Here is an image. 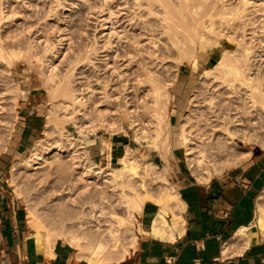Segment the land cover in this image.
<instances>
[{"label": "rangeland", "instance_id": "rangeland-1", "mask_svg": "<svg viewBox=\"0 0 264 264\" xmlns=\"http://www.w3.org/2000/svg\"><path fill=\"white\" fill-rule=\"evenodd\" d=\"M253 1L256 2L255 8L251 7L250 10L264 7V0ZM123 2L124 0H0V9L2 8L3 12L0 11L2 19H0V36L4 40L6 52V60L0 58V91L2 92L0 93V156L15 152V123L20 100L28 88L26 83L39 86L38 91L46 94L48 103L44 129L25 153L14 158L9 170V186L26 204L28 224L33 231L34 228L30 223L32 221L46 230L65 231L77 235L82 238L81 243L85 248L79 251L84 254L85 259L91 256L87 247L98 245L100 246L97 249L98 255L102 258L107 255L113 256L114 264H131V258L136 252L131 240L137 236L139 244L143 234L138 213H136L137 221L127 219L129 212L127 205L124 204L125 201L121 198L122 189L119 184L126 182L123 183L127 184L123 185V189L128 198L140 196L145 198V202L149 200L159 202L166 194L178 191L180 167H187L196 180L199 177L202 179L208 177L206 170L195 164L194 157H187L186 148L183 147L185 140L182 136L192 132L190 129L192 123L195 124L200 119L199 111H205V114L210 111V108L205 107H210V104H207L211 97H215L213 102L220 100L217 101L218 103L214 102L218 105L215 106L218 110L220 105L226 104L232 107L243 105L248 108L247 116L243 115L245 121L238 122L240 126L230 127L236 134L242 131L241 135L239 133L236 135L237 143L232 145L231 154L222 159H208L210 173H213L214 167L217 169L211 179L222 176L247 161L248 159H244L238 162L240 158H244L246 150L250 149L251 155L252 152L254 154L264 152V130H262L264 126L261 124L264 122L262 121L264 111L261 109L253 111V108H250L252 103L249 102V93H246V89L241 84L235 83L232 90L222 82L221 78H218V74H212L213 77L204 74L209 66H213L221 58L223 51L227 49L233 51L236 59L243 55L241 58L244 60L246 52H243V49L248 47L251 53L255 51L252 55L261 52V56L250 57L248 65L253 68L251 70L253 74L250 71L247 74H251L253 80H256L259 71L264 76V31L260 32L264 30V22L260 20V23L255 24L257 29L262 26L259 30L255 28L254 30H257L255 33L252 26L247 29L243 26L240 27L241 29L239 26H234L233 29L222 27L223 25L221 26L216 18L215 26L220 36H215V33L209 35L210 42H208L214 44L219 39L221 45L212 46L213 48L211 47L206 54L200 53L199 49L191 51L190 47L193 44L184 36L187 40L184 47L186 46L188 50L175 48L174 52L170 53L167 50L170 48L168 36L162 33L160 22L159 30L157 34L155 33L159 49L151 48L152 45L147 42L148 40L143 39L146 35H139V32H143V28L140 27L142 24H139L137 30L134 27L135 31L130 26H126L127 23H123L127 19L124 16L125 10H122L125 6ZM169 2L174 6L178 0H169ZM226 2L234 5L238 0H226ZM158 11L160 20L163 16L160 4ZM105 17L109 18V21L105 25L106 29L103 30L105 26L102 27V23ZM118 18H121V21L112 29V22ZM146 18L150 19L149 23L153 21L147 14L144 15L145 20ZM220 30L223 34L219 32ZM234 30H238L236 31L238 34ZM109 31L114 35H111L112 44H107L106 33ZM221 35L222 38H219ZM134 36H137L136 41ZM152 50L163 59L156 62L155 59L144 58ZM130 51L132 54L138 53L145 60L141 61L138 55L136 58L140 57L139 59L134 58L135 61L134 59V62L131 61L128 56ZM237 52L242 55L236 54ZM181 54L184 56L182 57ZM207 59L209 63H206ZM53 68L54 74L51 73ZM117 69L123 72L121 77L117 75ZM150 75L158 80L160 86L159 79H163L161 90L166 88L171 95L167 104V112L170 116L166 114V120L169 121L168 118L171 117L173 121L168 127V130L171 128L169 135L165 134L168 132L165 129L168 126H165L167 121L161 124L162 129L159 128V121L160 123L162 121L159 119V106L157 107L155 103V97L159 94L153 90L158 83L149 81ZM66 83H69L68 86L75 95L82 94L80 95L82 103L69 102L67 97L60 95L59 88ZM158 90L159 93L163 92ZM107 99L110 101H106ZM204 100L207 103L204 104ZM121 101L126 102L125 108L121 107ZM80 104L84 105L80 106ZM49 114L54 118L57 116L60 120L55 119L59 123L62 122L47 130ZM162 116L165 117L164 114ZM247 121L255 122L252 126H256L258 130ZM259 121H261V129H259ZM161 132H164L162 133L164 135L159 134ZM158 134L161 135L159 138L156 137ZM166 135L169 137L165 138ZM242 135L244 136L241 137ZM98 136L123 138L130 143V147L138 157L136 171L134 169L133 174L115 181L113 175H106L109 173L107 170L104 173L106 176L99 181L89 179L87 174L83 175V171L88 169H83L87 161L94 168L109 166L106 163L92 161L89 156L91 147L84 144L85 141L91 143L92 139L95 141ZM244 137H247V140L252 139L243 141ZM156 139L158 145L160 141V148L157 150L149 147ZM168 143H170L168 150L170 160L167 169L164 170L161 150ZM60 147L66 151L50 158ZM190 147L193 152L197 150L196 144H190ZM47 151L50 153H45ZM37 154L48 159L41 160L40 165L35 164L34 159ZM38 166L40 168L36 169L35 167ZM112 166L120 167L119 163ZM92 204L98 209L95 210V219L91 218ZM31 213L34 218H29ZM114 214L127 219L124 226L116 223ZM107 240L110 242L108 243ZM125 248H128L131 254L129 253L124 260H119Z\"/></svg>", "mask_w": 264, "mask_h": 264}, {"label": "crops", "instance_id": "crops-1", "mask_svg": "<svg viewBox=\"0 0 264 264\" xmlns=\"http://www.w3.org/2000/svg\"><path fill=\"white\" fill-rule=\"evenodd\" d=\"M26 84L15 123V152L0 156V264H88L72 244L58 240L49 248L35 236L26 204L9 186L14 158L42 133L48 110L46 94ZM91 141V160L109 166L117 165L130 146L116 137ZM244 155L238 162L248 160L242 165L208 182L180 167L179 220L172 210L162 214L159 202H145L139 214L143 234L131 264H264V227L258 225L259 207L264 205L259 200L264 194V152L251 155L249 149Z\"/></svg>", "mask_w": 264, "mask_h": 264}, {"label": "bare ground", "instance_id": "bare-ground-1", "mask_svg": "<svg viewBox=\"0 0 264 264\" xmlns=\"http://www.w3.org/2000/svg\"><path fill=\"white\" fill-rule=\"evenodd\" d=\"M105 1H107V0H105ZM132 1L133 2H130L129 0H124V2H123L125 4V6L123 7L122 10H125V13H124L125 15L124 16L127 17V19L124 20L123 23H127L126 26H130L131 29L132 28L134 29V27H135L136 30L139 29V24H142L140 27L143 28V32L141 31L142 32L141 33V32L138 31L140 33L139 35H141V34H142V36L146 35V37L145 38L143 37V39H147L148 40L147 42L150 45H152L151 48L153 47L154 49H159V47H158L159 46L158 45L159 42H158V40L155 37V36H157V35H155V33L157 34V31L159 30V22H160V26H162V33L163 34H167V36H168V37L167 36L166 37L168 38V41L170 43V45H169L170 48H168L167 50L170 53L174 52L175 48H179L180 50H182L181 48H186V46L184 47V45H186V43H187L186 39H188L193 44V46L190 47L191 51L193 49H195V50L199 49L201 51L200 53H205V54L211 49L212 46L217 47L218 45H221V41H219V39L218 40L215 39L216 40L215 41L216 44L215 43L211 44V43H209L210 42L209 41L210 38H208L209 35H212V34L214 35V33L216 34L215 36L219 35L217 33L218 31H217L216 26H215L216 25V18L219 20V24L221 26L223 25L222 27L225 26L228 29H230V28H232L234 26H239V28L243 26L244 28L247 29V28H251V26H252V30H254L256 28L255 27L256 23L258 24L261 21L264 22V7H262L263 5L260 6L262 8L254 9L253 11L250 10L251 7L255 8V3L256 2L253 1V0H238V2L236 4H234V5L232 3L229 4L228 2H226V0H197V1L196 0H178V3H176L174 6H172V4H171V2H169V0H132ZM159 4H160V6L162 8V15H163L160 20H159V16H158L159 15V13H158L159 12L158 11L159 10ZM96 6H97V4H96ZM172 7H174V9ZM103 8L104 7L102 6L101 9H103ZM189 8H192V9L188 10ZM1 9H0V11L2 12ZM92 9H93V7H92ZM145 14H147V16H150V18H152L153 21L149 23L150 19L148 20L146 18L147 20H145L144 19V15ZM176 14H178V15H176ZM110 17L111 16H109V18ZM177 17H179V18H177ZM109 18H106V17L103 18L104 19V23H102V27L107 25L106 23H107V21H109L108 20ZM122 19H124V17H122ZM120 21H121V18H118V19H116V21H113L112 24H111L112 29H114L113 26L115 27V25L118 22H120ZM154 23H156V24L158 23V24L155 25ZM154 25H155V27H154ZM258 26H260V25H258ZM261 27L262 26H260V28ZM239 28H236V29H239ZM244 28H242V29L244 30ZM105 29H106V26H105V28H103V30H105ZM259 29H257V30H259ZM257 30H254L253 32L257 33L256 32ZM236 31H238V30H236ZM262 31H264V30H261L260 32L262 33ZM219 32L221 33V30ZM248 32H250V31H248ZM113 33L115 34L116 32H113ZM226 33H227V31H226ZM106 34H107L106 38H107V42H108L107 44H109V43H111V41H110L111 37L114 36V35L110 34V31H109V33H106ZM221 34H223V33H221ZM184 36H186L185 37L186 39L184 38ZM224 36H225V34H224ZM224 36H223V38H224ZM138 37H140V36H138ZM134 38H135V41H136L137 36H134ZM219 38H222V35ZM3 43H4V40L0 36V58L6 60V58H5L6 52H5V47H4ZM129 43H132V42H129ZM135 43H134V45H135V48H136V44ZM107 44H105V45H107ZM145 44H147V43H145ZM104 48L106 49V46ZM108 48H109V46H108ZM112 49H113V45H112ZM244 49H243V52H246L245 53L246 55L244 54L245 57H243L244 60L241 58L243 56L241 53H239V54H238V52L236 53L238 55H242V56H240L239 59H236V58H234L235 54L233 53V51L228 50V49L223 51L221 58L214 64L215 66L214 65L213 66H209V68L207 70H205L204 74L206 76H211L212 74H215V73L218 74L219 75L218 78H221L222 82L224 84H226L228 87H230L232 90L234 88L235 83H237L239 85L241 84V86H243L246 89V91H247L246 93H249L248 94L249 95V102L252 103L250 108H253V111H257V110H260V109L264 111V76H262L260 74L261 72L259 71L260 73L259 72L257 73L258 77L255 78L256 80H253V77H250L251 74L250 73H249L250 75L247 74L248 71L251 72V70L253 69V68H251L248 65L249 61H250V57L251 56L258 57L259 55L261 56V52H260V54H256L255 53L256 55L255 54L252 55V53L255 52V51H253L251 53V50L248 49V47L245 49L246 51H244ZM139 50H140V48H139ZM153 50H152V52H149L148 56H145L144 58H149L150 60L151 59H155V61L156 60H160V59L162 60L163 59L162 56L155 54L153 52ZM184 51H185V49H184ZM232 53H233V55H232ZM183 54H184V52H183ZM183 54H181L182 57L184 56ZM186 54H188V53H186ZM131 55H132V57H131ZM138 55H139L138 53L137 54H132L131 51L128 53V56H130L131 61H133V59L136 58ZM144 55H145V53H144ZM139 56L141 57V55H139ZM182 57H180V58H182ZM139 58H136V60L139 59ZM141 58H140L141 61L145 60L144 58H142V59ZM194 59H197V58L194 57ZM204 59H205V57H204ZM208 59H207L206 63H209ZM199 60H201V58ZM134 61H135V59H134ZM138 62H139V60H138ZM196 64L198 65L197 62H196ZM138 65H140V64H138ZM213 70H214V72H213ZM51 73L54 74V68L52 69ZM117 73H118L117 75H119L121 77L123 72L121 70H118ZM149 77H151V75ZM212 77H213V75H212ZM119 79H121V78H119ZM143 79H145V78H143ZM226 79H229V80H226ZM138 80H140V79H138ZM148 80L151 81V82L155 81L154 84L156 82L158 83L159 87L155 85L156 87L154 86V89L153 88L152 89L155 90L156 92H158V94H159V96L156 94L157 97H155V103H156L157 107L159 106L158 107L159 108V119L162 121L161 123L159 121V125H160L159 128H161V124L163 123V121H167L166 125L165 124L164 125L165 126L168 125L165 128V129H167L166 131H168V132L165 133V134L169 135V132L171 131L170 130L171 128H169V130H170L169 131L168 127H170L169 124L172 125V122H173L171 117L168 118L169 121L166 120V118H167L166 114L167 115L169 114L167 112V104H168L169 99L171 97L170 92H168L166 90V88H164V90L162 89L163 92L159 93L158 89L161 90V86H162V82H163L162 80L163 79H159V80H161V86H160V83L158 82V80H156L155 77H153V76L151 77V80L150 79H148ZM145 81H146V79H145ZM68 85H69V83L68 84L66 83L64 86L62 85L63 87L59 88L60 95H63V97H67L69 99L68 100L69 102H73V103H76V104H77V102L79 103V101H80V99L82 97V96L80 97V95H82V94L75 95L74 91L70 89L71 88V87H69L70 85L69 86ZM105 86H108V85H105ZM106 89L107 88L105 87L104 90H106ZM108 89H109V87H108ZM82 91H84V90H82ZM0 93H2V92L0 91ZM57 96H58V94H57ZM209 98H210V95H209ZM214 98L211 97L209 99V101H208L209 103L207 105L210 104V107L209 106L205 107V108H210V111H208V112L206 111L207 112L206 114L204 113L205 111L204 112L202 111L205 115L201 111H199V113H201L200 114L201 115L200 116L201 120L197 118L198 120H197V122H195V124L191 122L193 124V125L191 124L192 126L190 128L192 130V132L190 131V133H188L187 136L186 135L182 136L183 139L185 140L183 142V147L185 146V148H186L187 157H189V156L194 157L195 164L198 167L203 168V169L206 170V174L208 175V177L206 179H202V178L199 177L198 180L201 181V182L203 180H206V181L210 180L211 176L214 175V171H217V169L214 167V171H212L213 173H210L211 170L209 171V169H210L209 166L210 165H209V160L208 159H211V160L212 159H216V158L222 159L223 157H226L227 155H229L230 151H232L231 150L232 149V145L237 143V138L238 137L236 135L238 133L240 134L242 131L241 132H237V134H236V132L232 131L230 127H233V126L236 127V125L240 126V124H238V122L239 123H241V121L244 122L245 119H244L243 115L246 114V116H247V112H248L247 111L248 108L244 107L243 105H236L235 106L233 104H232L233 107L231 105H227L226 104V105H223V106L220 105L219 110L217 108L215 109V106L217 104H214V102H215V101L213 102ZM0 100H1V98H0ZM205 100H204V104L207 103L206 101L208 100V98H207L206 101ZM106 101H110V99L109 100L107 99ZM119 101H120V99H119ZM217 101L219 102L220 100H217ZM80 103H82V100L80 101ZM0 104H1V102H0ZM82 105H84V104H80V106H82ZM125 106H126V102L125 101H121V107L125 108ZM197 107H199V106H197ZM162 113L165 115V117H164L165 120H164V118L162 116L163 115ZM197 113L198 112H196V114ZM250 113H251V111H250ZM49 115H50V118H49V120H48V122L46 124L47 130L51 129L55 125L60 124L62 122L61 121L59 123L57 121L59 119V118L57 119V116L55 117L57 119L56 120L54 117H51V114H49ZM202 115H204V116H202ZM169 116H170V114H169ZM192 118H190V119H192ZM262 121H264V120H262ZM247 122L249 123L250 121H247ZM260 122L261 121H259L258 124H260ZM252 123H249V124H251V126H252ZM261 124L264 126V122L261 123ZM261 124L259 126L260 127L259 129L262 128ZM252 127H255L257 129V127L254 126V125ZM251 130H253V129H251ZM262 130H264V129L262 128ZM166 131H164V132H166ZM159 132H160V129H159ZM164 132H161L159 134L164 135V134H162ZM244 132H246V131L244 130ZM244 132H243V134H244ZM254 132H255V130H254ZM246 133H248L249 135L251 134L249 132H246ZM159 134L156 137L159 138V136H161ZM259 134L261 135V133H259ZM168 135H166L165 138H168L169 137ZM171 135H170V137H172ZM243 136L244 135H242L241 137H243ZM251 137H252V135H251ZM246 138L243 141H246L248 139V138L247 139ZM157 139L154 140L153 143L151 142L152 145L151 146L149 145V147L155 148L156 150H157V148H160V141H159V145H158ZM170 139L171 138H169V140ZM249 139L251 140L252 138H249ZM166 140H168V139H166ZM250 140H247V141H250ZM89 143H90L89 141H85L84 144H89ZM169 144L170 143L166 144L167 146L162 147V150H161L162 159H163V162H164V166H163L164 170L167 169V166H168V163H169V160H170L169 159V154H168V152H169L168 151L169 150ZM190 144H194V145L196 144L197 150L193 152L192 148L190 147ZM180 145L182 146V144H180ZM65 151L66 150L64 148L60 147L50 156V158L51 157H55L57 155H60V153H64ZM45 153L49 154L50 152L47 151ZM137 158L138 157L134 153V150L130 146H127L125 154L119 159L120 167L108 166L107 168H102V167L94 168V167H92L91 164H88V161H87L86 163H84L83 169H87L88 168L87 171L89 173L87 171H83V175L87 174L89 179H92V180H95V181H97V180L99 181L102 177L111 174V175H113V178H114L113 181L122 180V179H125V177L127 175L133 174L132 172H134V169L136 167V163H138L137 162ZM35 159H34V161H35L34 163L40 165V163H41L40 161L41 160H47L48 157L40 156V154L39 155L37 154L35 156ZM85 165H86V167H85ZM35 168L39 169L40 166L35 167ZM136 169H135V171H136ZM106 170L109 171V173L104 175ZM119 183H121V182L119 181ZM123 183H126V182L123 181ZM123 183H121L122 185L119 184V187L121 186L120 188L122 189L121 190L122 193L120 192V194L122 195L121 198L125 201L124 204L127 205V208H128L127 210L129 212V215H128L129 217L127 219H130L131 221H137L136 213H138V214L141 213L142 207H143V205L145 203V198H141L140 196H136V197H133V198H128L126 193L124 194L125 190L123 189V185H124ZM126 185L127 184H125L124 186H126ZM127 187L130 188L129 186H127ZM119 198H120V196H119ZM259 200L264 201V194L261 196V199H259ZM120 201H122V200H120ZM159 203L162 205V210H161L162 214H168V212L170 210H172V212L174 211L173 214L176 217V214H177L176 212H181L182 211L183 202L180 199L177 190L166 194L163 198H161V200H159ZM259 203H261V202L259 201ZM95 208H96V206L94 204H92V206H91V218H94V219L96 218L95 210L96 211L98 210V209H95ZM64 217H65V215H64ZM29 218H34L32 213H31ZM113 218H115L116 223L118 225H120V226H124V223L127 220L126 218L118 216L117 214H114ZM175 220H179V217H176ZM30 223L32 224L31 226L34 228L35 236H37L40 239H43L45 241V243L48 245L49 248H52L54 246V244L58 240H61L64 243H70L78 250H82L83 248H85L82 245V243H81L82 242L81 241L82 238H80L77 235L68 234L65 231L59 232V231L46 230L45 228L35 224L34 221H32ZM258 225H260L261 227H264V205H262V206L260 205V207H259V211H258ZM96 238L98 239V237H96ZM107 242L109 243L110 240H107ZM137 244H138V239H137V236H135L131 240V245L134 247V249H138L137 248ZM99 247L100 246H98V245H94V246L91 245V246L87 247L88 251H90L89 253L91 255L90 258L87 259L88 264H114V260H113L114 257L113 256L107 255V256L102 258L100 255H98L97 249ZM129 253L130 252H129L128 248H125L123 253L120 255V257L118 259L119 260H124L125 257Z\"/></svg>", "mask_w": 264, "mask_h": 264}, {"label": "built area", "instance_id": "built-area-1", "mask_svg": "<svg viewBox=\"0 0 264 264\" xmlns=\"http://www.w3.org/2000/svg\"><path fill=\"white\" fill-rule=\"evenodd\" d=\"M168 263H169V264H172V261H169Z\"/></svg>", "mask_w": 264, "mask_h": 264}]
</instances>
